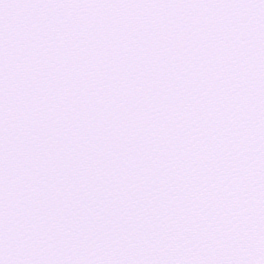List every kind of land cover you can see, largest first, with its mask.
Wrapping results in <instances>:
<instances>
[{"label": "snow or ice", "instance_id": "obj_1", "mask_svg": "<svg viewBox=\"0 0 264 264\" xmlns=\"http://www.w3.org/2000/svg\"><path fill=\"white\" fill-rule=\"evenodd\" d=\"M0 264H264V0H0Z\"/></svg>", "mask_w": 264, "mask_h": 264}]
</instances>
